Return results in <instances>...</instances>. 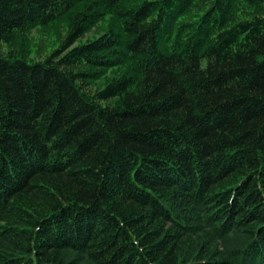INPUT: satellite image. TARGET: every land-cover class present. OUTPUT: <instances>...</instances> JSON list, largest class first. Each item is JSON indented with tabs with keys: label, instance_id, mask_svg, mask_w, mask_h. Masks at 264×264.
<instances>
[{
	"label": "trees",
	"instance_id": "obj_1",
	"mask_svg": "<svg viewBox=\"0 0 264 264\" xmlns=\"http://www.w3.org/2000/svg\"><path fill=\"white\" fill-rule=\"evenodd\" d=\"M0 264H264V0H0Z\"/></svg>",
	"mask_w": 264,
	"mask_h": 264
},
{
	"label": "rangeland",
	"instance_id": "obj_2",
	"mask_svg": "<svg viewBox=\"0 0 264 264\" xmlns=\"http://www.w3.org/2000/svg\"><path fill=\"white\" fill-rule=\"evenodd\" d=\"M105 24L99 23L95 30L85 34L80 37L72 47L83 45L89 41H93L99 37L101 31ZM67 35V28L59 24H52L47 27H36L28 35V44L26 49H28L29 62L32 61H42L44 58L48 57L54 50H57L61 42L65 39ZM110 73L105 75V79L109 78ZM104 80L101 79L97 84L90 86L89 90L91 93L97 90L98 86L102 84Z\"/></svg>",
	"mask_w": 264,
	"mask_h": 264
}]
</instances>
